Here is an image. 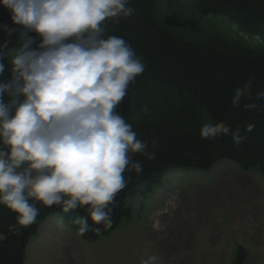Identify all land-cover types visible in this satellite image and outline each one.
<instances>
[{"label":"clouds","instance_id":"obj_1","mask_svg":"<svg viewBox=\"0 0 264 264\" xmlns=\"http://www.w3.org/2000/svg\"><path fill=\"white\" fill-rule=\"evenodd\" d=\"M0 5L27 37L19 50L10 49L8 39L0 44V205L25 228L37 222L41 206H58L65 214L80 210L84 215L72 220L78 233L100 234L112 226L119 193L133 174L144 171L135 157L152 161L159 147L154 134L138 138L119 110L147 66L124 37L110 33L109 21L118 24L135 9L130 0H0ZM0 28L8 37L16 32L6 24ZM252 87V79L237 86L231 105L264 111V90L253 98ZM142 110L147 113L148 106ZM252 130V124L243 129ZM220 136L236 145L245 139L240 128L224 121L200 128L201 139ZM175 200L154 214L155 231L163 230L159 217L175 209ZM55 225L66 229L65 216H57ZM139 264L163 259L148 254Z\"/></svg>","mask_w":264,"mask_h":264},{"label":"trees","instance_id":"obj_2","mask_svg":"<svg viewBox=\"0 0 264 264\" xmlns=\"http://www.w3.org/2000/svg\"><path fill=\"white\" fill-rule=\"evenodd\" d=\"M176 0H130L135 14L118 24L109 21L110 33L124 37L146 64L142 76L130 85L119 110L133 124L138 138L150 135L159 141L152 161L137 155L144 171L119 193L112 226L100 234L88 231L85 239L108 235L133 214L131 198L145 196L173 167L208 171L219 160L234 161L242 169H264V111L233 107L230 98L237 86L253 80L255 93L264 90V0H212L207 7H187ZM219 13L231 18L228 34L216 24ZM15 28L11 37L0 28V44L19 50L27 37L0 5V25ZM35 35V34H32ZM35 46V45H33ZM11 67V55L5 57ZM9 73L6 71L5 76ZM250 102L247 99L244 103ZM147 105L149 111L143 112ZM224 121L245 136L236 145L230 136L201 139L206 122ZM252 124L251 132H244ZM60 209L41 206L37 222ZM71 211L66 218L82 216ZM20 226L15 214L0 205V264H25L26 244L38 223ZM77 229L78 225H75ZM247 251L238 247L234 264H244Z\"/></svg>","mask_w":264,"mask_h":264},{"label":"rangeland","instance_id":"obj_3","mask_svg":"<svg viewBox=\"0 0 264 264\" xmlns=\"http://www.w3.org/2000/svg\"><path fill=\"white\" fill-rule=\"evenodd\" d=\"M223 164H218L215 171L176 167L165 175L161 186L165 185L166 180L169 181L170 172L178 170L175 173L178 189L172 188V183L168 185L167 193L172 188L171 194H177L179 199L175 200V209L180 217L177 220L176 213L170 208L168 213L159 217L162 231H155L151 225L154 214L163 207L155 209V204L148 205L146 210L139 213L138 209H142L143 204L146 206L142 201L132 221L124 222L119 227V231L125 229L120 236L110 234L92 244L84 242L69 227L57 229L52 220L42 223L38 236L32 239L27 264H139L140 258L148 254L160 255L163 264H232L236 242L248 250L245 264H264V201L260 205L263 207L262 213L254 219L248 211L242 213L239 204V201L245 202L247 193L234 186L238 183L264 186V173H242L237 177L224 173L222 175L226 177L219 176L225 170ZM156 189L159 190V187H153L147 196ZM180 189L183 190L180 192ZM215 191L219 195L208 200ZM166 195H158V205L170 207L168 203L165 204ZM207 195L205 201L200 199ZM183 196L192 202L183 200ZM249 197L253 202L260 201V189H251ZM209 205L212 207L208 208ZM194 212L199 214L195 219L196 229L192 226L195 220L189 222ZM243 214L247 216L246 219L242 217ZM191 226L190 236L182 238L189 234Z\"/></svg>","mask_w":264,"mask_h":264}]
</instances>
